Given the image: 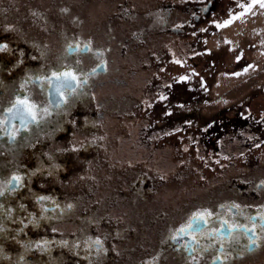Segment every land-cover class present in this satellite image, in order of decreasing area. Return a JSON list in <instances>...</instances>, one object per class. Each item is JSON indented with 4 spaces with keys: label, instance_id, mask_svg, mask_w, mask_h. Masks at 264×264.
<instances>
[{
    "label": "flooded vegetation",
    "instance_id": "af4514ba",
    "mask_svg": "<svg viewBox=\"0 0 264 264\" xmlns=\"http://www.w3.org/2000/svg\"><path fill=\"white\" fill-rule=\"evenodd\" d=\"M185 1L155 0L153 13L134 0H0V264H264V155L213 181L203 172L169 204L154 193L166 185L162 172L155 180L144 166L170 162L166 138L208 156L264 151L262 84L234 102L221 97L218 111L200 109L206 95L221 96L210 82L256 62L218 68L228 46L220 30L255 3ZM162 35L184 45L180 65L151 49ZM69 69L87 83L61 97L44 77ZM18 98L35 120L13 107ZM205 211L206 224L179 233ZM234 225L243 227L229 236Z\"/></svg>",
    "mask_w": 264,
    "mask_h": 264
},
{
    "label": "rangeland",
    "instance_id": "374dc122",
    "mask_svg": "<svg viewBox=\"0 0 264 264\" xmlns=\"http://www.w3.org/2000/svg\"><path fill=\"white\" fill-rule=\"evenodd\" d=\"M154 1L155 0L147 5L149 7L150 5L152 6L153 13H155L154 8L157 5V3H155ZM145 2L146 0H134L133 3L138 9L147 10L149 9V7L144 4ZM186 2L187 0L185 1V3ZM98 7L96 8L95 6H92L93 9H98ZM113 7L111 6V8ZM99 9L101 11H106L104 7H101ZM159 19L161 20V18ZM157 22L158 21H155V23ZM222 36L226 45L228 44V46L222 48L221 50L218 68L223 67L231 70L230 64L238 57L241 61H243L244 67L249 66L250 63L253 64L255 61L256 62L253 66L246 69L245 72H237L233 75L222 72V75H219L213 83L210 82L208 84V86H211V92L214 95L220 94L221 96L217 97L216 99H212V97L210 98L208 97V95H206L205 102L202 103L200 107L201 111L205 114H210L213 111H218V109L222 107L221 103H223L225 100H227L226 102H234L235 100H238L240 98L242 99V97L244 98L246 92H248L251 88L257 86V84H262L264 86V7H261L259 3H255L253 8L248 11H243L242 16L239 19H236L234 22L232 21L231 24H229L228 26H224L220 30L219 37ZM155 41V43H150L152 44V50H154V48L156 47L157 51H160L163 57L167 59H169L170 57L169 60L172 64H175V62L179 61L178 57L180 53L178 52V49L182 50V48H184V45L182 43L178 42L176 44L175 40H172V42H170L168 39L165 40L163 35L161 37H158V39H155ZM205 43L206 47H210L214 50L217 49V46L219 45L218 43H216V41H214L213 35L209 36ZM140 51H144L148 54V50L144 48H141ZM249 52H253L251 56L248 55ZM177 64L180 65L178 62ZM242 65H240V67H242ZM210 68L212 69V72V66H210ZM128 70H131V67H128ZM146 70V68H141V74L145 75L147 73ZM159 73L160 74L158 76L162 77L161 75L165 73V70L160 67ZM121 74L123 78H126L127 84H132V86H135L132 79L130 80L129 77L125 76L123 73ZM148 76H151V74H149ZM202 83L204 84V82ZM130 92H133L134 96H136L140 100L142 98H144L143 100H148L147 94L142 93V89H131ZM151 95L153 97L154 93L152 92ZM221 97H224L225 100L222 101ZM144 107H146V105L142 104L141 112ZM255 108L257 109L258 107ZM260 108H262V111H264V106H261ZM252 109L256 110L254 108ZM122 124L126 125L127 127H131V125H134L132 121L128 120H124ZM168 132L172 133V129ZM250 141L252 140L250 139ZM172 143L173 141L167 140L166 138L164 145V149L166 151L165 157L168 159V161H170L167 163L166 167L164 165L162 166L161 164L158 168V163L154 164L150 162L147 164L145 163L144 165L146 170H149L152 175H155V180L161 179L159 173L162 172L161 175L163 180L166 181L164 183L166 185L161 189H157V191H155L154 193L156 195V198L161 197V199L167 201L168 204L180 201V197L182 195L178 192L181 187H184L185 190L190 189L192 184L198 183V181L203 180L206 174H211V176H213L211 177L213 181L214 178H218L221 176L220 174L224 172L226 166L228 167V165L232 166L233 164L241 163L242 160L260 163V161L262 162L261 159H263L264 155V151L262 150L260 152H256L248 149L241 151L242 153H239L237 151L230 156L219 153L218 155L213 154L211 156H208V151L202 153L201 151L199 152L198 148H196L191 152L189 151V145L181 144L175 147L174 145H172ZM197 146L199 145H195V147ZM241 154H243L242 157H240ZM144 166L143 164L141 165L142 168ZM231 168L232 170L236 171V168H233V166ZM203 172L206 174H204ZM177 184H180V187Z\"/></svg>",
    "mask_w": 264,
    "mask_h": 264
},
{
    "label": "snow or ice",
    "instance_id": "6c2138e0",
    "mask_svg": "<svg viewBox=\"0 0 264 264\" xmlns=\"http://www.w3.org/2000/svg\"><path fill=\"white\" fill-rule=\"evenodd\" d=\"M253 3H259L261 7H264V0H252ZM252 5L249 4L248 7L250 8ZM227 23H230L227 22ZM70 48L72 47L71 45L69 46ZM86 51L90 50L87 47L85 48ZM179 62V61H177ZM93 73H95V69L92 70ZM181 79H187V77H182ZM44 80L49 83L52 84L53 82H56V87H55V91L59 96H63L64 95V90H75V88L80 85L81 83L86 84L87 80L86 78H82L80 75H78V72L73 71L71 69L66 70V71H54L50 74V76H46L44 77ZM163 98V97H162ZM24 106V108L26 109V111L31 115L32 119L35 120V113L32 111L33 105H31L29 103V100L27 98L24 99H20L18 98L16 100V103L13 105V107L16 106ZM9 111L11 112L12 109L10 108ZM18 177H13V180H18ZM0 195H2V193H0ZM41 199H44L43 197H41ZM233 207H237L235 205H233ZM212 213L211 212H197V213H193L192 218L189 220L188 224L185 226H181V228L178 230L179 233H185L189 230H192L195 226V228L198 230L199 226L201 224V222L203 223H207V218L211 217ZM224 225L228 224V221L225 220L223 221ZM243 227L241 225H234L232 227L229 228L228 231V235H231V232L233 230V228H240ZM215 231L213 232V234H215ZM253 232L252 229H247L246 230V234ZM250 243L255 245L256 244V240L250 237ZM221 248H223V244H221Z\"/></svg>",
    "mask_w": 264,
    "mask_h": 264
}]
</instances>
